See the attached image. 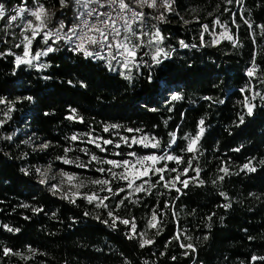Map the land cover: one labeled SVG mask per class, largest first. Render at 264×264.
<instances>
[{
	"label": "trees",
	"instance_id": "obj_1",
	"mask_svg": "<svg viewBox=\"0 0 264 264\" xmlns=\"http://www.w3.org/2000/svg\"><path fill=\"white\" fill-rule=\"evenodd\" d=\"M71 2L73 7L61 9L58 0H39L55 13L50 27L61 18L66 26L72 25L75 7ZM0 3L6 14L14 8L36 6L34 0ZM143 11L166 38L165 49L175 48L170 59L151 69V82L146 67L140 74L134 70L129 82L105 68L103 61L93 62L69 51L63 42L53 45L59 50L45 58L43 70L17 68L14 56L6 52L10 39L0 32V99L6 101L0 104V115L5 116L0 125V264H252V256L264 257V100L260 99L264 96V35L256 27L264 25V0H243L242 7L236 0L231 4L226 0H173L164 23L152 19L163 8ZM241 16L252 22V30ZM217 18L228 26L238 46L220 37L223 28L214 24ZM203 25L209 31L203 33L202 46ZM218 37L219 43H213ZM181 40L196 47L181 48ZM37 49L35 44L33 50ZM253 57L257 78L246 74ZM255 93L260 95L252 100L256 106L249 116L242 102ZM173 94L181 99L171 100ZM72 110L76 118L69 120ZM201 120L205 132L197 152L182 151L197 134ZM15 128L20 129L16 136ZM172 133L177 139L168 149ZM74 135L78 137L75 142L70 140ZM89 135L114 143H121L120 137H155L159 147L121 146L116 152L124 155L116 156L88 143ZM30 136L49 147L34 150L27 142ZM69 146L73 150L68 158L85 163L91 155L124 160L130 151L137 156H160L167 151L182 158L179 165L167 162L168 168L183 173L192 161L181 180L196 177L197 168L199 177L190 180L187 188L176 183L182 193L156 184L151 192H141L134 199H124L126 193L121 192L106 200L108 208H97L83 198L72 203L39 183L36 174L37 167L51 166L93 179L102 176L91 168L93 163L87 169L62 163L58 157ZM249 161L256 171L241 170ZM225 167L228 175L220 171ZM175 176L176 172L165 173L167 180ZM220 176L224 179L219 180ZM158 179L152 176L151 183ZM120 187L125 185L114 189ZM109 209L119 219L134 221L137 233H146L154 243L141 248L140 236L129 240L130 226L119 220L110 227ZM153 210L163 213L157 217L158 235L156 229L148 228ZM4 226L18 231H7ZM181 233L180 241L175 240ZM180 243H191L196 251L188 250L185 255ZM5 248L13 254L5 256ZM255 264H264V260Z\"/></svg>",
	"mask_w": 264,
	"mask_h": 264
},
{
	"label": "snow or ice",
	"instance_id": "obj_2",
	"mask_svg": "<svg viewBox=\"0 0 264 264\" xmlns=\"http://www.w3.org/2000/svg\"><path fill=\"white\" fill-rule=\"evenodd\" d=\"M36 6L34 8L20 7L15 11V14L8 17V26L10 27L14 21L18 18H21L27 13V16L32 19H27L21 25H16L20 28L21 31V40L19 44L15 46L17 48L23 47V54L17 55L15 59V65L19 68L21 65H28L29 67H35L37 71H40L47 67L45 64L35 63L40 61L42 57H47L50 53L58 51L59 48L53 47L52 45H57L60 42L68 45V50L74 54H82L85 59L90 61H103L104 67L109 71L117 73L122 79L132 82L134 79L133 71L135 70L137 74H140V69L148 68V79L151 82L152 73L151 69L155 66L163 64L164 60L171 58V53L175 51L173 48L170 51H167L165 47H162L165 41V37L162 35L160 28L157 24L149 25L146 22V13L142 10L144 8L148 9H158L163 8V12H159L158 15L152 17V19L158 21V23H164L167 21L165 15L166 12H171L173 0H74V22L71 26H66L64 20L61 18L58 24H52L50 27L49 24L52 21L55 13H50L48 8L45 7L43 3H39V0H34ZM226 3L231 4L233 0H226ZM236 3L243 6V0H236ZM59 7L61 9H68L73 7L71 0H58ZM141 10H137V9ZM227 11V9H225ZM5 8L2 3H0V19L5 18ZM244 20V23L248 26L249 30L253 29V24L248 19H245L243 16L240 17ZM187 23V21H185ZM235 24V19L232 21ZM215 25L223 28V31L220 33V37L232 42L233 46H238V42L234 39L233 35L229 33L228 26L222 24L221 21L217 18L214 21ZM239 27V25H236ZM259 28L261 35H264V25H256ZM209 31L208 25L202 26L201 42L202 46L204 44L203 33ZM38 36H42L43 43L46 45L45 48L33 52V41L37 39ZM220 37L217 38L213 43H219ZM51 42V43H50ZM255 43V40L253 41ZM181 48L196 47V45H189L183 40L179 41ZM11 55L12 53H7ZM257 68L255 66V57H253L252 67L247 70V76L249 78L256 77ZM48 79V77H44ZM264 83V79L261 80ZM71 83V81H69ZM81 87H86V85L81 82ZM244 91L243 89L241 90ZM260 95L255 93L251 98L245 96L244 101L242 102L243 106L247 109V115H252L253 109L256 105L252 103V100L256 96ZM27 99H31L28 97ZM181 99L179 94H173L171 100ZM261 100H264V96H260ZM6 103L5 100L0 99V104ZM155 111V109H152ZM9 112L12 111V108L9 107ZM47 115V113H46ZM69 120H72L75 117V110H72V115L67 117ZM244 122V115L240 116V123ZM204 121L201 120L198 126V132L194 137L188 139V143L185 149L187 153H196L198 150V143L205 132L203 127ZM112 128H118L119 125H112ZM109 128L105 127L104 131H108ZM129 132L134 131L133 129H128ZM139 131V130H135ZM11 139V137H8ZM124 145L129 148H132L133 145H140L143 147L158 148L159 141L155 137L141 136L139 138L132 137L131 139L127 137H120ZM176 134H171V140L168 144V149H171L172 146L176 143ZM71 141H77V136L70 137ZM88 143L94 144L96 148H99L100 151H105L106 149L102 147L101 143L97 142L96 138H93L89 135ZM103 145H114L115 148H121L120 143H114L112 140H103ZM43 148H48L47 143L42 145ZM73 149L71 146L64 149L65 155L63 157H58L64 164H75L78 168L87 169L89 164L95 163L99 165H108V168L97 167L95 170L103 176L107 174L111 177V180L122 181L125 187H120L118 189H113L111 185V180L107 178H96L91 179L89 183L94 186H99L100 191H107L110 196L101 197L99 193L93 192L92 194H81L79 189L86 186L83 181L78 184H74L73 181L77 180L78 177L73 174H68L61 172V175L68 182L70 187L75 188L77 191L71 193V195L65 194L61 198L69 199L70 202L75 203V199L72 197L82 198L87 200L89 204H95L97 208H108V205L105 203L106 200L110 199L111 196H117L121 192H128L129 196L124 199H128L131 195L140 192H151L152 188L156 184H162L164 188L169 190H175L178 193H182L181 188L176 187V183H180L184 188L189 186L190 180H198L199 169H194L197 173L196 177H189L188 179L181 180V175H187L189 168L192 167V161H188V168L184 169V172L181 173L177 171L176 168H168L167 162H175L177 165L181 164L182 158L168 154L167 151L163 155L157 156L155 154L137 156L136 152L130 151L126 155L130 159L125 160H111V159H100L96 155H91L87 163L77 160H71L68 158V153ZM238 150V149H237ZM87 155L86 149H81ZM113 155L121 156L124 155L122 152H115ZM195 159V156H193ZM157 165H162L157 167ZM120 169V171H115ZM242 171L246 170L248 172H254L256 169L252 166L251 161L245 164ZM25 175H28L29 172L27 169H21ZM38 174L42 177L46 176V173L42 172L40 169L36 170ZM225 175L229 174L228 169H220ZM176 172V176L172 180H167L165 178V173ZM152 176H158L159 179L155 184L151 183ZM219 180H223L224 176L218 177ZM140 181V183H137ZM203 183V181H198ZM39 183H46V179L42 178ZM54 193L59 191V188L55 185L51 189ZM178 198V197H177ZM227 199V197H225ZM123 203V200L120 201ZM26 206V205H25ZM165 208L170 207V205L165 204ZM223 207H230L229 204L223 205ZM35 211H40L36 209ZM162 211L157 213L156 210H153V214L148 220V228L156 229V234L160 232V222L158 220V215H162ZM89 215V213H85ZM176 213L173 212L175 217ZM108 216L111 219L112 223L109 224L110 227H115L117 220L119 223H122L126 226H130V231L127 235L129 240L135 239L137 235L140 236L141 248L149 246L154 243L153 240L146 238V233H137L136 225L134 221H129L127 219H119L113 215V211L109 209ZM100 219L99 216L95 217ZM209 220L211 217L208 218ZM102 223L108 224V221L101 220ZM7 231H18V229H12L10 227L4 226ZM181 234H177L174 239L180 241ZM190 239V237H185ZM207 239V237H204ZM180 247L185 249V255L188 254V250L195 252L196 248L191 244L180 243ZM5 256L12 255L10 249L5 248L3 250ZM175 259V257H173ZM257 260H264V257L252 256V264H255Z\"/></svg>",
	"mask_w": 264,
	"mask_h": 264
},
{
	"label": "rangeland",
	"instance_id": "obj_3",
	"mask_svg": "<svg viewBox=\"0 0 264 264\" xmlns=\"http://www.w3.org/2000/svg\"><path fill=\"white\" fill-rule=\"evenodd\" d=\"M18 8H14L13 10L10 11L9 14H6L5 15V18L3 19H0V32H4L5 35L7 37H9L10 41V48L6 51L7 53H12V55L14 56V58L16 59V56L17 55H22L23 54V47L21 46L20 48H17L15 45L16 44H19L20 43V40H21V31H20V28H18L16 25H21L23 24V22L27 19H32L31 17L27 16V13H25V15L21 18H18L16 21H14L12 23V25L9 27L8 26V17L12 16L15 14V11L17 10ZM6 13V12H5ZM146 22L151 25V24H155V23H152L151 21H149V19L146 18ZM41 37V40L39 42H36L37 39H39ZM37 39L35 41H33V45H32V48L34 47V45L36 44L38 50H41L43 48L46 47V45L43 43V39H42V36H38ZM51 43V42H50ZM53 46V45H52ZM162 47H164L162 45ZM33 52H35L33 50ZM45 58L46 57H42L40 59V61L38 62H35V63H39V64H45ZM20 67L26 69V70H36L35 67H29L28 65H21ZM43 70V69H42ZM41 71V70H40ZM134 72V71H133ZM4 119H5V116L2 114L0 115V125H2L4 123ZM20 129L18 128H15L14 130V135L16 136L18 134ZM34 136H30L29 138H27V142L30 143L31 147L34 149V150H40V149H44L42 147V145L40 144H37V142H35L34 140ZM136 138H139V137H136ZM83 141V140H82ZM97 142L101 143L102 147H104L105 149L108 147V149H106L105 151L107 153H115L116 152V149L118 148H115L114 145H103V141L100 140V139H97ZM121 146L122 147H127L126 145H124L123 141H121ZM94 145V144H92ZM95 146V145H94ZM137 146H140V145H137ZM140 147H143V146H140ZM143 148H146V147H143ZM147 148H150V147H147ZM99 149V148H98ZM100 150V149H99ZM125 159H130V157H127ZM124 159V160H125ZM111 160H118L119 159H111ZM94 165L91 166L92 169H96L97 167H104V168H108L109 166H105V165H99V164H95L93 163ZM37 169H40L42 172L46 173V176L45 177H42L40 174L37 173L36 171V174L39 178V181L44 178L46 179V183H44V185L47 186V188L56 196L58 197H62L64 196L65 194H68V195H71V193L73 192H76L77 190L75 188H72L70 187V185L68 184V182L65 180V178L61 175V172H65L63 170H58V169H55L51 166H40V167H37ZM115 171H120V169H116ZM65 173H68V174H72V173H69V172H65ZM73 175H76L78 177L77 180H74L73 183L74 184H78L80 183L81 181H83L85 183L86 186L84 187H81L79 189V192L83 195V194H92L93 192H97L99 193V195L101 197H104V196H110V194L107 192V191H100V187L99 186H94V185H91L89 183V181L93 178L91 177H87V176H84V175H77V174H73ZM99 178H107V179H110L111 180V177L108 176L107 174H104L103 176L99 177ZM137 183H140V181H137ZM124 185V183L122 181H119V180H111V187L114 189L116 186H120V185ZM55 185L59 188V191L57 192H53L51 189H52V186ZM126 197L129 196V193L126 191ZM141 193V192H140ZM139 194V193H136L134 195H131L129 198L130 199H134L136 197V195ZM82 195L80 198H77V197H72L73 199L77 200V199H81L82 198ZM115 196H111L110 198H114ZM67 201H70L69 199H65ZM106 202V201H105ZM95 205V204H94Z\"/></svg>",
	"mask_w": 264,
	"mask_h": 264
},
{
	"label": "built area",
	"instance_id": "obj_4",
	"mask_svg": "<svg viewBox=\"0 0 264 264\" xmlns=\"http://www.w3.org/2000/svg\"><path fill=\"white\" fill-rule=\"evenodd\" d=\"M137 10L139 11V10H141V9L138 8ZM142 10H143V9H142Z\"/></svg>",
	"mask_w": 264,
	"mask_h": 264
}]
</instances>
